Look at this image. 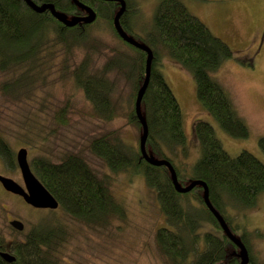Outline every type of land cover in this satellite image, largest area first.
Returning <instances> with one entry per match:
<instances>
[{
  "label": "rangeland",
  "instance_id": "rangeland-1",
  "mask_svg": "<svg viewBox=\"0 0 264 264\" xmlns=\"http://www.w3.org/2000/svg\"><path fill=\"white\" fill-rule=\"evenodd\" d=\"M179 1L233 51L232 57L211 74L227 91L248 135L233 137L225 133L199 104L191 72L173 61L157 42L156 46L153 43L158 52L157 67L182 110L187 137L186 155L175 154L172 162L180 170L185 166L184 171L190 173L191 164L200 156V148L190 132L191 124L202 119L213 126L230 155L247 150L264 163V152L258 145V139L264 137V0ZM157 2L127 0L130 14L126 18V32L134 39L149 42ZM55 39V26L47 23L44 48L33 63L20 64L18 69H0V137L13 158L20 147H25L30 167L37 158L56 163L71 154L79 156L123 200L126 216L112 219L107 226L92 228L72 219L59 207L33 208L0 185V235L8 242L13 237L20 238L32 225L50 220L59 223L67 236L58 255L62 264H171L155 242V231L165 220L153 190L137 175L112 173L89 149L93 137L109 134L113 142H122L129 151H138L140 127L127 119L136 80L121 71L106 69L116 58L137 53L112 32L102 16L85 26L84 36L68 50ZM78 66H84L87 75L103 78L112 85L109 96L116 104V115L111 119L93 116L90 101L73 78ZM22 76L33 79L29 86L25 82L10 93L5 91V84ZM60 108H65L64 123L56 120L55 113ZM13 158L0 156V174L22 183ZM188 201V205L183 202L186 209L201 215L197 200L190 196ZM226 214L234 235L246 237L251 250L248 264H264V192L257 195L252 207H229ZM10 218L21 220V233L11 228ZM199 221L201 225L195 230L199 235L205 230L216 231L205 215Z\"/></svg>",
  "mask_w": 264,
  "mask_h": 264
},
{
  "label": "trees",
  "instance_id": "trees-1",
  "mask_svg": "<svg viewBox=\"0 0 264 264\" xmlns=\"http://www.w3.org/2000/svg\"><path fill=\"white\" fill-rule=\"evenodd\" d=\"M32 1L37 5L49 2L54 8L70 16L81 15L83 12L72 0ZM79 1L94 9L96 19L98 16L104 17L112 32L120 38L112 26V16L118 7L116 1ZM125 1L126 9L120 22L127 31L126 18L130 14V7ZM47 23L55 26V40L65 50L79 43L84 36L85 26L90 24L80 22L68 27L57 21L47 9L37 12L24 0H0V69H18L20 64L33 63L44 48ZM148 39L149 42L145 44L152 49L153 58L141 100L148 128L146 150L157 158L168 159L181 184H186L191 179L203 180L208 187L210 202L233 232L226 216L227 208H249L255 204L257 195L264 192V163L247 150L230 155L216 137L213 126L202 119H195L191 124L190 132L200 148V156L191 164L190 173L184 171L185 166L180 170L172 162L173 155H186L187 137L183 128L182 110L157 67L158 52L153 43L156 46L157 42L173 61L191 72L199 104L217 121L221 129L233 137H246L248 128L245 122L227 91L211 74L224 60L232 57L233 51L179 0H158ZM124 43L137 55L118 57L106 69L121 71L127 78L136 80L133 81L134 100L144 74L145 53L125 41ZM84 69V66H78L74 70L75 83L83 89L86 99L90 101L93 116L111 119L116 115V104L109 96L112 85L103 78L87 75ZM25 77H18L14 82L5 84V91L10 93V90L19 88L25 82L29 86L33 79ZM55 114L58 123L65 122V108H60ZM127 115L128 122L140 127L134 111V101ZM113 141L109 134H102L90 140L89 149L105 162L112 173L137 175L153 190L165 220L155 231V242L171 264H238L237 248L226 237L204 204L200 186H194L185 193L176 192L165 166L151 165L141 157L139 148L135 153L129 151L122 142ZM258 145L264 152V137L258 139ZM0 155L13 158L1 137ZM31 169L57 200L58 207L86 226L104 227L112 219H123L126 216L123 200L110 190L105 178L98 177L77 155H68L56 163L37 158L32 162ZM190 196L199 203L201 215L198 211L189 212L184 206L183 202L186 201L188 205ZM204 215L212 222L216 231L205 230L199 235L195 230L201 225L199 218ZM217 231L220 233H216ZM21 235L20 238L13 237L9 242L0 235V250H7L14 256L12 261H6L0 256V264H62L58 255L67 236L59 223L45 220L32 225L29 231ZM239 237L247 248L250 262L251 250L246 237L243 234Z\"/></svg>",
  "mask_w": 264,
  "mask_h": 264
},
{
  "label": "water",
  "instance_id": "water-1",
  "mask_svg": "<svg viewBox=\"0 0 264 264\" xmlns=\"http://www.w3.org/2000/svg\"><path fill=\"white\" fill-rule=\"evenodd\" d=\"M24 1L27 3L28 6H30L33 10L37 12H42L46 9L49 10L51 15L57 21L68 27L74 26L80 22L91 23L96 18V12L94 11V9H92V7H90L89 5L80 2L79 0H72V2L76 6L81 8L85 12V14L71 15V16L67 15L63 11L57 10L56 8H54L53 4L49 2H43L37 5L32 0H24ZM107 1H116L118 3V7L116 8L112 16V26L116 31V33L118 34V36L126 43L144 51L145 53L144 74L134 97V111L138 123L140 125L138 148L141 157L151 165L165 166L166 169L168 170L171 183L176 192L185 193L191 190L194 186H200L201 196L204 204L218 222L223 233L237 248V255L239 258L238 264H248L249 256L245 244L243 243V241L239 236L234 235V233L230 230L222 215L210 202L207 184L200 179H191L186 184H181L178 181L174 166L168 159L157 158L152 153L146 150V139L148 135V128L143 111L141 109V100L149 79L151 61L153 58V51L147 44L140 42L134 39L132 36H130L122 27L120 22V17L126 9V1L125 0H107ZM16 162L21 173L23 186L18 182H16L11 177L0 174L1 186L6 191L19 195L27 204H30L33 207L55 209L58 206V202L32 172L26 159V149L24 147H21L17 150ZM9 223L15 229L21 230L23 228V223L18 219L10 220ZM0 256L6 261H12L14 259V256L6 251H0Z\"/></svg>",
  "mask_w": 264,
  "mask_h": 264
},
{
  "label": "flooded vegetation",
  "instance_id": "flooded-vegetation-1",
  "mask_svg": "<svg viewBox=\"0 0 264 264\" xmlns=\"http://www.w3.org/2000/svg\"><path fill=\"white\" fill-rule=\"evenodd\" d=\"M83 11V10H82ZM83 14H85V12L83 11L82 12V15ZM264 27V26H263ZM21 148V147H20ZM25 148V147H24ZM26 149V148H25ZM17 152V151H16ZM16 152L14 153V163H15V165H17V162H16ZM1 156V155H0ZM2 157V156H1ZM26 159H27V149H26ZM28 162V161H27ZM29 164V163H28ZM29 166H30V164H29ZM18 167V166H17ZM31 168V167H30ZM19 169V168H18ZM32 170V169H31ZM19 172H20V170H19ZM33 172V171H32ZM20 175H21V173H20ZM21 180H22V177H21ZM19 184H21L22 186H23V182L22 183H19ZM1 185V184H0ZM3 188V187H2ZM4 189V188H3ZM5 190V189H4ZM8 192V191H7ZM8 193H11V192H8ZM11 194H13V193H11ZM16 195V194H15ZM19 196V195H18ZM20 197V196H19ZM21 198V197H20ZM22 199V198H21ZM23 200V199H22ZM23 202L24 203H26L24 200H23ZM27 204V203H26ZM27 205H29V206H31L30 204H27ZM31 207H33V206H31ZM33 208H36V207H33ZM39 209H47V210H52V209H49V208H39ZM13 219H18V218H10V219H8V223L10 222V220H13ZM18 220H20V219H18ZM21 221V220H20ZM9 225H10V223H9ZM11 226V225H10ZM11 228H13L12 226H11ZM15 231H22L23 230V228L21 229V230H18V229H15V228H13ZM11 240V239H10ZM9 240V241H10ZM8 241V242H9ZM0 251H6V252H8L7 250H0ZM9 253V252H8Z\"/></svg>",
  "mask_w": 264,
  "mask_h": 264
}]
</instances>
